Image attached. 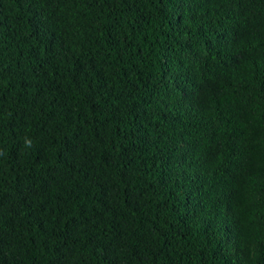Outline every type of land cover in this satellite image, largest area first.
I'll return each mask as SVG.
<instances>
[{
  "label": "trees",
  "instance_id": "16d2710c",
  "mask_svg": "<svg viewBox=\"0 0 264 264\" xmlns=\"http://www.w3.org/2000/svg\"><path fill=\"white\" fill-rule=\"evenodd\" d=\"M0 264H264V0H0Z\"/></svg>",
  "mask_w": 264,
  "mask_h": 264
}]
</instances>
